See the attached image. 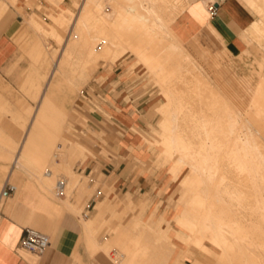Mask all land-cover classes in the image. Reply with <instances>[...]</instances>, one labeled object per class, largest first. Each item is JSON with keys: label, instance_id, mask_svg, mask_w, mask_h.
Wrapping results in <instances>:
<instances>
[{"label": "crops", "instance_id": "obj_1", "mask_svg": "<svg viewBox=\"0 0 264 264\" xmlns=\"http://www.w3.org/2000/svg\"><path fill=\"white\" fill-rule=\"evenodd\" d=\"M241 1L222 0L217 14L210 16L202 1L191 0L173 19L170 28L183 44L206 57H214L219 52L239 56L245 49L243 40L245 33H248L253 40L250 30L252 28L257 33L255 24L258 22L257 17L255 20L250 10L255 15L256 13L248 8L243 0ZM24 9L30 10V7L25 6ZM32 10L36 13L39 9L34 7ZM29 19L26 20V27L23 16L12 6L5 8L4 2L0 0V192L6 189V182L11 183L9 177L6 179L2 176V170L6 166L2 162L11 160L12 164V149L16 148L14 157L17 153L21 156L25 147L43 138L42 128L41 130L37 128L38 132L36 131L35 134L32 131L37 125L41 127L38 123L43 124L42 120H38V113L43 107L41 105L39 109L46 93L49 96L46 98L57 108L67 110L65 105H58L54 100V94L61 90L58 83L60 80L56 78L57 74L51 81L48 79L55 63L53 62L49 73L45 74L49 58L43 55L40 33L30 25ZM27 28L33 31L29 40L25 38L28 34ZM21 42H24L25 51L32 59L28 67L25 65V57L22 58ZM125 59L122 57L116 59L110 69L101 67L96 74L95 80L97 77L102 78L101 83L93 84L94 93L99 97L101 111L88 113L90 129L75 126L77 130L74 132L92 151L93 156H88L79 164L78 172L87 175L99 169L104 176L102 184L111 189L110 199L117 198L116 204H113L118 213L126 209L128 200L133 202V210H128L121 221V226L124 231H129V236L151 239V234L147 231L142 233L140 227L130 228L135 219L143 223L152 221V225L157 223L162 231L168 229L166 227L169 224L167 235L177 247L165 259L157 257L154 261L155 254L152 253L155 252V248L149 250L154 247V243L141 241L140 238L132 240L125 236L126 239L123 237L120 242L126 244L122 249V253L125 254L124 259L115 262L107 256L108 252L101 243L109 239V235L103 240L95 235L101 227L102 222L99 221V217L103 211L98 210L95 216L93 211L91 217L80 219L70 206L74 203L65 205L62 201L51 199L38 179L32 176L35 181L37 180L36 183L30 179L22 181L17 179L18 188L15 186L12 192L5 190L0 193V264H202L200 250L193 247L186 250L175 239L178 227L174 217L177 210L172 201L177 198L176 190L180 175L177 177V173L169 171L171 165H156L158 151L159 157L166 155L162 154L155 145L150 146L146 142L156 138L149 126L159 123L161 116L156 109L160 99L154 89L139 82L134 70L129 72L130 66ZM217 76L242 101L251 100L253 95L250 96L248 91L243 89L240 80L233 74L223 70ZM22 90L27 91L37 105L30 120H26V112H24L25 116L21 117L23 120L12 121L11 115L4 114L2 110L15 112L25 108L26 111L31 109L34 103L23 95ZM24 101L30 106L25 105ZM35 115H38L37 118ZM35 118L37 122H41H35ZM17 124L22 126L20 139H17L20 132ZM77 131L81 136L76 134ZM31 133L35 135V140ZM45 138L50 140L49 136ZM45 138L36 141L32 147H30L32 144L29 146L33 154L31 155L30 151V157L37 155L35 158L39 159L38 154L44 156L43 150L37 153L36 147L38 145L40 147L38 149H42L41 145L47 141ZM26 142L27 146H25ZM34 146L36 151H33ZM35 153L37 154L34 155ZM31 167L33 169L29 171L33 173L35 169ZM171 173L177 178L172 177ZM181 184H183L182 179ZM99 193L98 197L104 198L102 193ZM95 200L96 198H90L85 206L80 204L79 207L88 210ZM101 202L106 201L99 200L95 209ZM27 226L38 229L50 237V245L40 256H35L18 246ZM137 241L141 242L142 247H147V254L144 255L135 248ZM192 249L199 252L194 262L192 258H188ZM128 253L136 254L128 257L126 256ZM211 262L217 264L214 256L205 261L206 264Z\"/></svg>", "mask_w": 264, "mask_h": 264}, {"label": "bare ground", "instance_id": "obj_2", "mask_svg": "<svg viewBox=\"0 0 264 264\" xmlns=\"http://www.w3.org/2000/svg\"><path fill=\"white\" fill-rule=\"evenodd\" d=\"M164 1L169 2L168 0ZM189 1L191 0H184L185 4L183 8L186 7ZM243 1L256 10L255 12L258 13L256 19L264 26V0ZM129 10L146 27L152 28V32H150L151 39L148 42L143 40L138 42L123 41L118 26L113 24V27L110 26V29L107 30L106 25H103L102 22V24L98 23V20H103L98 19L99 17L97 18L92 9H88L85 16L81 14L84 16L83 18L81 17V22L90 30L89 34L86 36L82 35L81 39H79V34L75 35L74 37L78 41H74L73 43L63 41L64 45L60 50V57L55 61L48 79L51 81L58 73L65 75L68 66L71 68L72 73L76 74L78 68L85 67V65L92 61L96 62L100 57H113L120 46H124L127 51L135 55L139 63L143 64L150 75L155 77L157 81L155 83L161 85V92L167 99L157 109L163 116V119L160 122V137L156 142V146L172 161L170 168L175 173L179 174L186 167L191 168L192 176L190 174V177H185L183 182L190 181L191 183L190 191L192 192V197L187 210L192 214L193 219L187 215L180 216L179 219L176 218L182 226L180 229L184 231L183 234L179 233V237L185 242L187 246L185 249H189L190 247L196 248L203 255H213L215 258L217 257V261H224L223 264L225 262H231V264L236 262L238 264V262L242 261H244V264H264V138L261 129L253 127L256 121H252L251 118L243 119L234 110L228 97L223 91L217 89L210 79L201 76L195 80L190 79L191 81H188L185 77L179 75L178 71L183 67L186 68L182 58H188L191 55L183 54V49H176L179 48L176 43L167 42V44L166 40L164 41L165 35L161 32L162 30H157L156 26L161 27L163 25L165 27L169 20L157 6L143 2L142 0H136L134 6ZM56 19V23L63 27V29L68 27L69 23L67 24L68 19L66 17L60 15ZM32 22L34 24L33 26L30 23L32 27H42L41 23L37 20H33ZM80 31L82 30L80 29ZM48 32L52 34V37L56 36L59 41L64 40L62 34L57 30L55 31L54 27L52 31L48 30ZM99 44L102 46L98 47ZM60 45L62 46L61 43ZM62 55H64L66 60L63 64H61ZM178 81L182 82L187 89H183L180 86L176 88L174 83ZM262 81L264 82V78ZM252 99L256 104L255 114L264 116V103H262L264 102V88L256 89ZM39 109V113L38 111L36 112L38 115L42 114L46 117L48 110H50L54 114L58 112L56 114L58 117L60 116V112L57 111L59 108L46 97L43 99V103L40 104ZM38 115H35V117ZM42 115L40 118L43 117ZM61 115L65 116L63 113ZM45 119L43 118L42 122ZM49 119L47 116V120ZM38 120L42 119L38 118ZM38 124H41V127L38 125L36 127L33 126L32 132L34 134L36 131L38 132L37 128L40 129L43 126L42 123ZM44 131H41L44 134L42 136H49L46 134L47 131L45 133ZM34 134L33 138L35 140ZM39 135L36 136L39 137ZM38 137L36 138H41ZM47 138H45V141H49ZM27 139L30 140V138ZM28 140L27 142H29ZM47 141L44 142L45 145ZM27 142L25 146L28 145ZM44 143L43 145L39 144L41 148L44 147L42 149H38L39 146L36 144L37 153H40L39 150L42 152L43 149L47 151L49 142L46 146ZM29 146L25 147L26 150L24 148L21 157L23 154L27 155L30 151L31 155H33ZM61 146L58 144L55 152H53V158L57 157V159L54 158L56 163H59V159L63 155ZM77 147L79 149L81 146ZM33 148V151H36L35 146ZM82 148L84 151L88 150L92 152L86 145H82ZM82 148L77 150V152H84L83 150L81 151ZM27 149H29V152L26 153ZM38 155L39 159L35 158L37 155L35 157L31 156V158H35L34 160L29 155L27 156L31 162L33 161L32 166L34 169L39 172L49 158L44 157L45 155ZM23 158L22 161L24 162L26 157L24 158L25 160ZM36 159L37 161H35ZM19 160L20 156L17 153L12 161L6 179L9 177L10 180L11 175L18 168ZM47 170L50 171L49 174H46V171L44 172V176L46 177L44 179L47 181L45 183L42 182L44 183L42 187L46 193L51 192V184L53 183L50 184V182L54 180V178H51L54 176V171L49 169V167ZM233 171H238V174L234 173L233 176H230L228 173L232 174ZM231 178L236 181L242 180L243 186L249 189L245 191H242L244 188L242 190L228 189L232 188L227 183V180ZM228 198L231 199L229 202L231 201L232 204L226 201ZM72 208L75 209L76 205L73 204ZM88 227L90 228V223ZM160 232L166 234V230ZM159 236L161 237L162 235ZM124 239L126 238L124 237ZM140 243V241H137L135 248L140 250V253L147 254V247H142ZM125 246V243L121 244V249ZM215 246L221 248L223 252H216ZM105 250L108 252V247H105ZM181 251L183 252V250ZM133 254L135 255L136 253H128L126 256L130 257ZM124 255V253H121L122 257L120 260L124 259ZM205 261L206 258L201 257L202 264H206Z\"/></svg>", "mask_w": 264, "mask_h": 264}, {"label": "rangeland", "instance_id": "obj_3", "mask_svg": "<svg viewBox=\"0 0 264 264\" xmlns=\"http://www.w3.org/2000/svg\"><path fill=\"white\" fill-rule=\"evenodd\" d=\"M2 1L4 2L5 8H7L8 6H12L17 10V12H19L23 16L24 18L23 23L26 27H27L26 20H28L30 16L31 17L29 19V22H31L33 26H34L32 22L33 20H37L39 23H41L42 27L39 26L40 28L39 27L37 28L35 26L34 29L38 33H40L39 36H40V41H41L40 42L41 51L43 52V55L49 58V61L47 62V71L45 74L49 73L53 62L55 63V61L58 60V58L60 57V54H61L60 50L62 49L64 45L63 41H67L68 43L69 42L73 43L74 41H78V39L74 37L75 35L79 34L80 36L79 39H81L82 35L86 36L89 34L90 30H88L87 26H85L81 22L82 18L85 16V13H87L86 10L88 9H92L94 14L97 15V18L99 17L98 19L104 21L103 22V21L98 20V23L100 24L103 23V25H106L107 30L110 29V26L113 27V24L115 26H118V28H120L123 41L138 42L140 40H143L145 42H148L151 39L150 32H152V28L149 27L148 25H147L148 27H146L145 24L139 21L137 18H135L133 15V12L129 10L131 7L134 6L136 0H2ZM142 1L151 3L154 6H157V8H159L161 12L165 15V17L169 20L168 24L165 25V27L163 25L161 26L163 28H161L160 26L158 27L156 26L157 30H160V31L162 30L161 32L165 35L164 41L166 40L165 41L166 43L167 42L176 43L177 46L179 47L176 49H180V50L183 49L182 50L183 54L191 53L190 57L182 58L183 64L184 66H186V68L184 67L181 68L178 71L179 75L185 77L188 81L190 79L195 80L197 77H201V76L205 77L206 79H210L214 83L215 87L223 91V93L228 97L229 102L233 106L234 110L243 119L251 118L252 121L254 122L256 121L253 127L261 129V133L263 134V138H264V116H259L255 114L256 104L252 101L253 99L251 98V100L242 101L234 93H232L228 89V87L221 81V79L217 76L219 72H222L223 70H227L229 73L233 74L236 78L240 80L243 86V89L247 90L250 96L255 94L256 88L257 89L264 88V82L262 81V79L264 78V26L261 24V22H256L255 24V30L257 34L260 35V37L254 32V30H252V28L250 31H251L253 40L250 39V35L248 33H245V36H244L245 39H243L245 42V49L242 51V53L239 56L235 57V56L228 55L224 52H219L218 55L210 58V57L204 56L202 53L193 51L191 48L183 44V42H181L177 38L175 33L170 28V24L173 21V19L184 9L183 8L185 4L184 0H168L169 2L164 1V0H142ZM245 4L246 6L248 5L254 12L256 11L247 2H245ZM25 6L30 7V10H25L24 9ZM34 7L39 9L37 10L36 13H34L32 10ZM250 12L253 14L254 19L258 16V13L255 12L256 13L255 15L251 10ZM81 14L84 16H82ZM60 15L68 19L67 24L68 23L69 24L67 28L65 27L66 30L65 28L63 29V27L59 26L58 23H56L57 22L56 17L58 18L60 17ZM77 18H78V21L76 22ZM108 22L110 23L109 25H108ZM53 27L55 28V31L57 30L59 33L62 34V36L64 37V40L59 41L56 36L52 37V34H49L50 32H48V30L52 31ZM84 28H87V29H84ZM80 29L82 31H80ZM27 31H28V34L26 35L25 38L29 40L33 35L32 33L33 31L31 30V28H27ZM21 43H20L21 44L20 48L23 51L22 58L25 57L26 59L25 65L28 67L30 63L32 62V59L25 51L24 42H21ZM60 43L62 44V46L60 45ZM101 46H102L101 44L98 45V47H101ZM63 57L64 55H62L61 64L65 63L66 61L65 57L64 58ZM121 57L126 58L125 60L128 61V65L130 66L129 72L134 70V72L136 73V77L139 79V82L141 81L142 84H145L146 86H149L156 91L155 94H157V96L160 99L159 100L160 103L157 105L158 107L167 100L164 94L161 92V85L159 83H155L157 82L155 77L150 75L146 67L143 64L139 63L136 56L133 55L131 52L127 51L124 46H120L118 48V51L114 54L113 57H109V58L107 57L108 59L106 57H102V58L100 57L98 61L96 62L92 61L88 63L87 65H85V67L82 66L78 68L77 72L74 71L76 72V74H73L71 68L68 66L69 68L68 67L66 68L67 71L65 72V75H63L62 73H58L56 75V78L60 80V82L58 83L61 86V90H59L56 94H54L55 102L58 105L60 104L65 105L67 110H64V109L61 110L59 108V110H57L60 112L59 117L57 116L56 113L58 112L56 111H55L56 115L54 113H51L50 110H48V112L46 111L48 119L50 116V119H49L50 122H48L49 120H47V116L44 117L42 114L38 116L39 118L41 117V115L43 116L41 118L42 121H43V118H46L42 124L43 125L42 128L44 127L43 131L46 129L44 133L47 131V133L49 134L50 140L48 141L49 143L47 145L48 146L47 151L43 149V151L45 150L46 153L45 151L43 153L45 157L49 159L48 160L46 159L47 160L46 164L42 166L39 172L35 170L34 171L35 173L34 172L32 173L29 171L32 168L31 167L32 164H30L31 157L28 158L27 156V155L30 156V154L27 153L29 152V150L27 149L26 151L27 155L23 154L22 157L20 156V160H19L20 162L18 163V168L15 170L14 174L11 175L10 182L13 185L17 186L18 188L19 184H18L17 179L21 181L25 179H30L31 181L36 183V181L32 177L34 176L38 179V182H40L39 184L42 186V184H44L45 181H47L46 179H44L46 178L44 176V172L49 167V169H52L54 171V176L51 177L52 179L54 178V180L50 179L51 181H53V182H50V184L53 183L51 184L52 185L50 189L51 192H48V194H50L51 199L56 200V201H62L65 205H70L71 202L74 203L76 205V208L74 209L75 211L73 212L80 219L83 218V212L88 213L87 216L91 217V215L93 214V211H94V216L97 215L98 210L103 211L101 217H99V221H101L102 224H101L99 231L95 235H97L98 238L100 237L99 239H102V240L107 235H109V239H106L104 241L100 240V241L102 245L104 246V248L108 247L109 250H108L107 256L111 260L117 262L118 260L121 259L122 257L121 248L122 247H121L120 242L123 237L128 236L132 240H137L140 238L143 241L154 243L153 245L154 247H152L149 250H152L153 248H155L154 249L155 252H153V254H155L154 256V261H155L157 257L165 259L167 255L170 254L171 251H173V249L177 247L176 243L173 242L170 239L171 237L167 235L169 224L166 227L168 228L166 229V232H165L166 234H163L160 232L162 231L160 227L156 225L157 223L152 225L151 224L152 221H150V223L149 222L143 223L139 219H135L131 223L130 228L140 227L142 233L147 231L151 234V239L147 240L142 236L141 237L140 236H129V231L127 230L124 231L123 227L121 226V221H122L123 215L127 213L128 210L129 211L133 210L134 208L133 202L128 200L126 209L123 212L118 213L115 210L116 206L113 204V203L116 204L117 198H114L113 200L110 199L109 194L111 193V189H108L105 185L102 184V180L104 176L103 174L99 172V169H96V171L93 172V176L95 177V182L93 185H90V183H88V177H86V175H83V173L78 172L79 164L86 159L87 155L93 156V153L88 150L84 151V149L82 148V145L84 144L79 140V137H77L74 132L77 130L78 127H80L81 129H87V130L90 129L88 125L89 124L88 113L101 111L100 106H99V97L97 96L96 93H94L95 88L93 85L96 82L97 83L102 82L101 77H97V79L95 80V77H96V74L99 68L103 67L106 69H110L112 63L116 59L121 58ZM42 80L44 81L43 77H42ZM177 83L176 82L174 83L176 88L180 86L183 89H187V87H185L182 84V82H179V84L181 85L179 84L176 85ZM22 93L24 96L31 99L34 103L31 106V109H28L26 111H25V108L19 109L15 112H11L9 110H2L4 114L11 115L10 118L12 121L23 120L21 119V117L25 116L24 112H26V117H27L26 120L28 119L30 120L32 112L37 105V102L34 101L33 97L27 91L22 90ZM46 97H49L47 93H46ZM24 104L29 105L26 101H24ZM157 109H156V112L160 114ZM62 113L63 115L66 116V118L65 116L61 115ZM160 116L161 118L157 125L149 126L153 134L156 135V138L153 141L146 140V142L150 144V146H154V145L156 146V142L159 140V137H160L159 133L161 130L160 122L163 119V116L161 114ZM17 126L20 129V132L17 135V139H20L22 126L20 124H17ZM76 134L80 135L79 131H77ZM43 138H45V136ZM73 142L75 143L73 144ZM58 144L62 145L61 147L63 150V155L59 159V163H56L55 159L53 158V152H55V149ZM77 146H81L79 147V149L82 148L81 151L82 150L84 151V152H81L82 154L79 151H78L79 153L77 152V150H79ZM156 147L159 148L158 146ZM15 153H16V148L12 149V154H13L12 161L14 159ZM162 154H165V153H162ZM23 157L24 158L26 157L25 159L26 160L29 159V160L26 162V160ZM22 158L23 160H25L24 162L22 161ZM2 163L6 165L5 168H3L2 170V176L3 178L4 177L6 178L8 171L10 169V166H11V160H6V161H3ZM155 164L156 165H166V164L172 165V161L169 160L166 156L159 157V151H158V156L155 160ZM190 169H191L190 167H186L185 170H183L177 175V177L180 175L179 180H178L179 181L178 188L176 190L177 198L174 201H172V203L175 206V209L177 210V213L174 217V222L178 227V230H176L177 234L175 233L176 234L175 239L178 242V244L184 246V248L187 246L185 245V242L183 241V239L179 237V235L183 234L184 231L180 229L182 226L176 220V218L179 219L180 216L187 215L189 218L193 219L192 214L187 210L188 208L187 206H189V203L192 197V192L190 191L191 183L190 181H187L185 183L183 182L185 177H190V174H191ZM169 171H172V169L170 168ZM234 173L238 174V171L236 172L233 171L232 174L231 173H228V174L230 176H233ZM59 175L67 177L68 182H69L66 196L61 198L62 200L60 198H56L53 194V186H54L57 176ZM171 175L172 177L177 178L173 176L172 173ZM181 179H182L183 184L187 186L188 188H186L185 186H183V184H181ZM241 181L242 180L236 181L232 178L227 180V183L232 187L228 189L242 190L244 188L242 191L248 190L249 188H246L245 186H243V183H242L243 181L242 182ZM98 192H101L104 198L98 197V195L100 194ZM90 198H96V200L88 208V210L83 209V207H79L80 204L85 206L87 200ZM99 200H105L106 205L105 203L101 202L95 209V205L98 203ZM229 200L231 199L228 198L226 201L229 202ZM229 203L232 204L231 201ZM112 235H115V236L111 238ZM159 235H162V236L160 237ZM214 248L216 252H221V253L223 252L221 248H218L216 246ZM198 255H199V252L192 249L191 256L188 258H192V262H194L197 259ZM211 256L213 255H206V254L203 255L201 253V257L206 258V260L209 259ZM242 262H238V264H244V261ZM220 263L223 264L224 261H219L217 264H220ZM225 264H231V262H225ZM233 264H236V262Z\"/></svg>", "mask_w": 264, "mask_h": 264}, {"label": "built area", "instance_id": "obj_4", "mask_svg": "<svg viewBox=\"0 0 264 264\" xmlns=\"http://www.w3.org/2000/svg\"><path fill=\"white\" fill-rule=\"evenodd\" d=\"M204 2V7L210 16H215L218 11V7L220 6V1L222 0H201ZM56 155V153H55ZM57 159V157H54ZM49 170H46V174H49ZM86 177H88V183L93 185L95 182V177L93 176V172H89ZM6 189H2L1 193L5 190L13 191L15 189V185L6 182ZM68 190V179L65 176H57L56 181L53 186V194L56 198H63L66 196ZM99 191V190H98ZM99 193V192H98ZM88 213L83 212V217H86ZM51 240L48 234L35 229L33 227L27 226L24 228V233L22 238L19 241V248L35 255L40 256L44 253L46 248L50 245Z\"/></svg>", "mask_w": 264, "mask_h": 264}]
</instances>
